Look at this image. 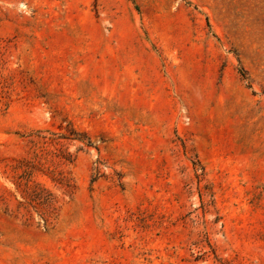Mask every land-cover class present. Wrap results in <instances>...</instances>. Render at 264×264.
I'll return each mask as SVG.
<instances>
[{
	"label": "rangeland",
	"instance_id": "obj_1",
	"mask_svg": "<svg viewBox=\"0 0 264 264\" xmlns=\"http://www.w3.org/2000/svg\"><path fill=\"white\" fill-rule=\"evenodd\" d=\"M0 264H264V0H0Z\"/></svg>",
	"mask_w": 264,
	"mask_h": 264
},
{
	"label": "trees",
	"instance_id": "obj_2",
	"mask_svg": "<svg viewBox=\"0 0 264 264\" xmlns=\"http://www.w3.org/2000/svg\"><path fill=\"white\" fill-rule=\"evenodd\" d=\"M54 156L59 157L63 162H73L72 156L64 151ZM17 164L18 165L13 169L21 170V173L17 174L15 186L22 198L18 208L27 212L29 209L38 211L44 222V229H48L51 220L56 214L57 199L49 189L33 181V176L35 173L47 175L50 180L62 188L67 195L72 193L71 190L73 186L71 180L68 179L61 170L50 169V167L45 168V164L40 161L36 162L23 158L21 160L19 159Z\"/></svg>",
	"mask_w": 264,
	"mask_h": 264
}]
</instances>
